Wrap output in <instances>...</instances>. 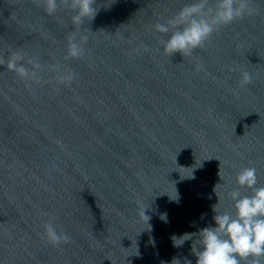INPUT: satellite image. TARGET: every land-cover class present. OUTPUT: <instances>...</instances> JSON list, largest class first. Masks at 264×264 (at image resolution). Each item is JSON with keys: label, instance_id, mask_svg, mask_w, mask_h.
Returning <instances> with one entry per match:
<instances>
[{"label": "clouds", "instance_id": "9594fccd", "mask_svg": "<svg viewBox=\"0 0 264 264\" xmlns=\"http://www.w3.org/2000/svg\"><path fill=\"white\" fill-rule=\"evenodd\" d=\"M96 2L97 0H32L48 16H56L60 10L72 13L70 23L74 30L69 31L66 36L64 61L82 60L88 56L86 45L92 31L82 26L95 18L98 11L94 7ZM259 2L260 0H192L171 17L160 18L151 26L154 38L162 45V50L157 48L155 51H162L168 57L176 53L184 58L193 57L196 49L204 48L214 34L224 27L259 15L260 9L256 6ZM163 36L168 38L163 39ZM120 39L123 40L124 37L121 36ZM141 48L153 51L143 43L134 51L139 52ZM53 61L45 65L38 57L31 56L22 49L0 51V66L15 73L30 91L34 85L47 83H54V90L59 91L61 86L70 87L76 80L77 74L71 67L54 57ZM194 70H205L198 59L195 60ZM227 70L235 72L238 69L229 65ZM45 71L54 74L51 80L44 79L42 73ZM251 83V74L241 71L239 86L243 88ZM51 167L55 169L56 165L53 163ZM218 174L222 179L220 171ZM258 181L256 167L240 168L235 176V186H226L224 189L231 207L223 210L220 207L222 197L216 191L217 184L214 192L218 203L212 206L215 226L209 225L180 237L173 236L174 246L181 247L185 241H192L196 264H264V185H259ZM243 189H247V193ZM176 198L175 195L172 199ZM146 208H138V217L147 224L150 217L145 214ZM162 219L165 217L162 216ZM43 227L44 239L51 246L59 247L71 242L66 232L58 230L55 218L49 217ZM177 262L180 261L174 259L172 264ZM185 264H191V261H186Z\"/></svg>", "mask_w": 264, "mask_h": 264}]
</instances>
